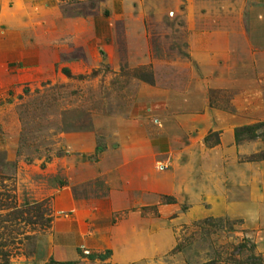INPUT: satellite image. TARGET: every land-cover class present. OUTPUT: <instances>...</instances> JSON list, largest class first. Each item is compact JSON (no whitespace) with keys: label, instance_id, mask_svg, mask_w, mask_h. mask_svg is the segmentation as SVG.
Instances as JSON below:
<instances>
[{"label":"rangeland","instance_id":"obj_1","mask_svg":"<svg viewBox=\"0 0 264 264\" xmlns=\"http://www.w3.org/2000/svg\"><path fill=\"white\" fill-rule=\"evenodd\" d=\"M0 13V264H264V0ZM190 174L210 188L191 202L173 180ZM124 206L149 219L150 251L89 252V212L113 229ZM8 207L33 222L6 224Z\"/></svg>","mask_w":264,"mask_h":264},{"label":"crops","instance_id":"obj_2","mask_svg":"<svg viewBox=\"0 0 264 264\" xmlns=\"http://www.w3.org/2000/svg\"><path fill=\"white\" fill-rule=\"evenodd\" d=\"M1 15V13H0ZM1 20V18H0ZM18 23H12L10 22L8 26L10 28H15ZM240 177V179H242ZM175 182L174 192L178 191V196L181 194L187 195L190 202L194 201L198 194L200 193L201 189H204V192L207 194V190H210V188L207 185H203L200 178H194L191 174L189 176H186V178L179 179V178H173ZM182 181V182H181ZM208 187V188H207ZM213 189V188H212ZM221 195V194H220ZM131 200V199H130ZM240 200H242V195L240 197ZM131 203V201L128 203V205ZM75 205V204H74ZM140 206H148L146 203H140ZM232 207L236 208L234 205ZM145 208V207H143ZM131 209V206H127L124 208L117 207L116 212L119 213L121 211H128L130 212L128 219L124 220V223H129V227L119 223V226L112 229V212L109 211V213L105 211H101L100 213L96 214V210H91L90 216L92 219L90 220L89 228L87 232L83 235H80V238L83 237V244L84 247L87 248L89 252H95L99 253V251L104 249H111L114 255H117L119 253V258H121L122 254H128L133 255L136 253L142 254L143 252H148L149 250V243L153 241V233L151 231V224L149 222V219L146 216H142V214L138 211H133ZM245 212L243 215L246 214L245 209L241 211ZM103 214V215H102ZM109 215V216H108ZM125 216L126 213H125ZM131 222L133 224H131ZM139 224V225H137ZM132 225V226H131ZM134 226H140L139 229H134L132 227ZM104 228V232L100 229ZM108 229V232L106 233ZM112 230H116V241L111 239L110 232ZM166 232H158L155 236V239L157 241H163L166 239ZM77 238V234L74 233L73 240ZM135 239L140 240L143 239V241L139 244H135ZM151 240V241H150ZM77 241V239H76ZM115 241V242H114ZM160 247H163V244L160 245ZM150 251V250H149ZM127 255L128 258H130ZM126 257V258H127Z\"/></svg>","mask_w":264,"mask_h":264},{"label":"trees","instance_id":"obj_3","mask_svg":"<svg viewBox=\"0 0 264 264\" xmlns=\"http://www.w3.org/2000/svg\"><path fill=\"white\" fill-rule=\"evenodd\" d=\"M261 127L264 128V126H261ZM261 127H259V128H261ZM241 132H243V130H239V132L236 133V140L238 139L239 133H241ZM250 139H263L264 140V132L262 133V135H258V136L253 134L250 137ZM6 210L9 212L6 215V218H5L6 221H4L6 224H13V223H15L17 221H19V223H21V222L22 223H25V222H30L31 223V222H33L30 219L26 220V218H28L29 214H30L29 210H26V209L19 210L17 207H11V208L8 207ZM34 218H37L36 220L41 219L42 220L41 222L42 223L44 222V220L42 219V215H36V216H34ZM38 222H39V220H38ZM205 222L207 223L208 221H205ZM205 222H203V223L206 224ZM179 248L180 247L178 246L175 250L178 251ZM207 264H213V263L210 262V263H207Z\"/></svg>","mask_w":264,"mask_h":264},{"label":"built area","instance_id":"obj_4","mask_svg":"<svg viewBox=\"0 0 264 264\" xmlns=\"http://www.w3.org/2000/svg\"><path fill=\"white\" fill-rule=\"evenodd\" d=\"M162 168H164V166H162Z\"/></svg>","mask_w":264,"mask_h":264}]
</instances>
